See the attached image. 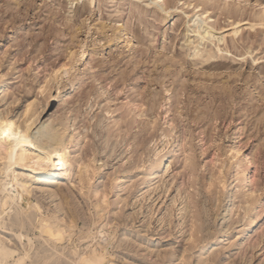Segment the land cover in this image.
Masks as SVG:
<instances>
[{
  "label": "rangeland",
  "instance_id": "obj_1",
  "mask_svg": "<svg viewBox=\"0 0 264 264\" xmlns=\"http://www.w3.org/2000/svg\"><path fill=\"white\" fill-rule=\"evenodd\" d=\"M157 1L0 0V264H264V0Z\"/></svg>",
  "mask_w": 264,
  "mask_h": 264
},
{
  "label": "bare ground",
  "instance_id": "obj_2",
  "mask_svg": "<svg viewBox=\"0 0 264 264\" xmlns=\"http://www.w3.org/2000/svg\"><path fill=\"white\" fill-rule=\"evenodd\" d=\"M155 4H157V6L161 5V4H165V1L164 0H158ZM4 84H5L4 81L0 82V93H1L2 89L4 88ZM32 123L33 122H31L29 124V126L32 125ZM50 135H51L50 132H46L42 136L41 142H42V145H48L50 148H52V145L49 144V141L52 140ZM56 136L60 140V142H62L64 140L63 136H59V135H56ZM241 153H242L241 149H239V148L236 149L235 151H233V157L232 158L235 159V158L240 157ZM163 162H164V160L162 159L160 161V163L155 164V165H150L149 168H151V170L148 172V174H150L151 172L160 170L162 168ZM32 165L34 166L31 169V172H33V173H36L38 170L44 168L46 166V160H45L44 156H39L37 160L32 162ZM165 166H164V168H165ZM236 167H237V172H238L237 178L238 179L240 178V180L242 181V184L245 187H250L251 183L253 182V178H252L251 173H250L251 162L248 161V159L244 156V157H241V161L237 164ZM88 171H89V169H88ZM8 183L9 184L12 183L13 187L19 189L18 192L20 193V195L30 193V186L28 185V183L26 182L25 179L12 180L9 176L8 177ZM224 191H225V193H227V196L224 200V207H225L224 218L226 219L229 216L230 208L233 205L234 196H233V193L231 192L230 187L226 184H224ZM249 191H250L249 192L250 195H255V193L251 189H249ZM1 198H2V194L0 195V201H1ZM2 207H3V205L0 203V210ZM4 211H5V209H4ZM62 230H61V228H59V226L53 225L50 222V220H48V219L44 220V222L42 223V227H41L42 233L45 234L46 236H48L49 237L48 239L54 240V242H55V240H57L56 243H58V240H61V239L63 241L64 232ZM107 239L108 238L103 235V240L108 241ZM79 264H106V257H105V255H102L96 251V253L89 255L87 258L79 259Z\"/></svg>",
  "mask_w": 264,
  "mask_h": 264
},
{
  "label": "snow or ice",
  "instance_id": "obj_3",
  "mask_svg": "<svg viewBox=\"0 0 264 264\" xmlns=\"http://www.w3.org/2000/svg\"><path fill=\"white\" fill-rule=\"evenodd\" d=\"M0 132H3L2 128H0ZM4 135H6L10 140L14 141L16 147H19L21 143H24V144L31 143L28 137L25 136L23 133L7 132V133H4ZM9 159L14 160V149L9 150Z\"/></svg>",
  "mask_w": 264,
  "mask_h": 264
}]
</instances>
